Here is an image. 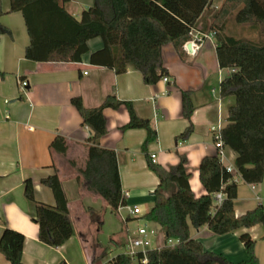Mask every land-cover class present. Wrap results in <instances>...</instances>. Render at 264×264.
I'll return each instance as SVG.
<instances>
[{
    "label": "crops",
    "instance_id": "1",
    "mask_svg": "<svg viewBox=\"0 0 264 264\" xmlns=\"http://www.w3.org/2000/svg\"><path fill=\"white\" fill-rule=\"evenodd\" d=\"M222 1L212 0L210 10H217ZM92 2L71 0L64 7L78 19ZM1 8L4 14L0 24L10 35L0 37V73L3 74L0 76V235L8 228L24 237L23 264H91L104 249L105 256L98 264H107L123 253L128 237L136 231L128 226L135 217H128L123 226H117L106 202L86 189L82 177L70 164L73 161L79 167L83 165L85 145L91 135L81 125V117L71 105V99L79 97L85 108H95L114 94L119 101L130 102L135 114L149 120L155 129L157 140L144 153L141 145L145 131L121 130L129 120L124 106L102 112L107 132L98 145L115 153L122 195L127 194L125 207L137 208L138 217H144L153 205L152 193L158 184L156 176L147 168L151 154L155 157L153 163L164 169L176 165L179 156L185 157L192 194L196 198L205 194L198 167L203 157L216 153L211 128L219 125L221 129L227 123L228 108L234 99L220 97L219 84L233 73L232 69L218 66L214 43H204L194 56L185 53V61L180 60L172 44H166L161 48V60L169 73V82L160 80L150 86L144 84L141 74L131 64L122 74L90 64V55L102 49L103 44L99 37L86 33L80 35V41L87 45L88 52L81 56L80 62L73 60L74 46L52 42L47 60L32 62L24 58L29 39L21 14L8 13L9 0H1ZM209 17H206L207 25ZM20 80L27 83L24 91H20ZM181 91L191 93L194 108L190 118L193 132L185 141L176 140L188 126L182 116ZM56 136L66 142V157L49 148ZM223 152L222 165L234 167L235 153L227 147ZM54 174L66 196L68 218L74 230L73 236L59 248L38 240V226L31 221L35 205L25 198L23 188L24 181L30 180L34 200L54 206L51 190L41 184L43 178ZM258 205L264 212V176L258 185H247L239 179L233 202L235 216ZM126 213L121 211L122 216ZM97 224H100L99 230ZM158 231V235L152 236L154 247L164 245L163 232L160 228ZM104 232L111 244L100 239ZM242 233L254 240V254L259 264H264L261 225L221 236L211 233L206 226L190 229V237L199 241L204 251L222 254L233 264L247 259L239 240ZM0 264L10 263L0 254Z\"/></svg>",
    "mask_w": 264,
    "mask_h": 264
},
{
    "label": "trees",
    "instance_id": "2",
    "mask_svg": "<svg viewBox=\"0 0 264 264\" xmlns=\"http://www.w3.org/2000/svg\"><path fill=\"white\" fill-rule=\"evenodd\" d=\"M71 0H9L8 13H20L29 39L25 48L26 60L41 63L48 57L50 42L74 46L73 60L80 62L88 47L80 41V35H95L102 41V49L90 55V64L126 72L131 64L138 71L144 84L155 85L169 76L161 60V48L172 44L180 60L185 61L183 43L191 28L214 33V45L218 66L234 70L219 84L220 97H232L228 108L227 123L221 128L223 147L235 153L234 168L241 181L258 185L264 176V0H223L217 10H210L212 0H93L76 19L64 7ZM4 14L1 8L0 17ZM210 16L209 24L206 17ZM203 17V18H202ZM201 21H204L203 25ZM242 28V29H241ZM240 30V37L236 34ZM10 31L0 24V37ZM0 76H3L0 73ZM190 92L181 91L182 116L188 122L185 130L176 137L185 141L193 132L190 121L194 111ZM19 99H22L20 97ZM71 105L81 117V125L91 132L85 145L82 166L73 161L86 189L101 197L118 215L117 209L125 206L114 151L98 145L106 134L103 110L124 106L128 123L122 131L142 129L146 136L141 145L147 152L149 144L157 140L155 129L147 119L139 118L130 102L119 101L108 95L95 108H85L79 97L71 99ZM49 148L66 157L67 145L63 137L56 136ZM186 159L179 156L176 165L164 169L150 158L147 168L156 176L158 184L153 190V205L144 215L148 222L159 226L163 232L164 246L146 252V263L141 254L133 262L123 254L113 257L107 264H233L222 254L203 250L202 244L190 237V229L206 226L221 236L256 225L264 228L262 206L236 217L233 202L237 195V183H228L232 175L220 163L217 153L205 156L198 167V178L205 194L194 197L185 169ZM41 184L53 194L55 205L48 206L34 200L30 180L23 183L25 198L34 203L31 221L38 226V240L52 248L61 247L74 234L68 218L67 200L58 177L54 174L43 178ZM224 194L219 207L212 210V196ZM98 230L100 224H97ZM168 240H176L167 247ZM247 259L237 264H259L254 254L255 242L247 233L239 236ZM24 237L8 228L0 235V254L10 264L21 261ZM111 240L109 243L111 244ZM105 249L91 264L104 258Z\"/></svg>",
    "mask_w": 264,
    "mask_h": 264
},
{
    "label": "built area",
    "instance_id": "3",
    "mask_svg": "<svg viewBox=\"0 0 264 264\" xmlns=\"http://www.w3.org/2000/svg\"><path fill=\"white\" fill-rule=\"evenodd\" d=\"M210 42L214 43V33L213 32H202L198 29L191 28L188 33V39L183 43L182 49L183 51L188 54L189 56H194L196 53L201 49L204 43ZM231 72H234V70H231ZM161 81L164 83L169 82V78L167 76H164L161 78ZM27 86V83L25 81H19V88L20 91H24L25 87ZM220 127L219 125L216 127L211 128V132L213 133L214 138V145L216 148V153L218 155V158L220 160V163L222 164V161L224 159V147L221 140V134H220ZM154 155H150V159L153 162L154 161ZM225 170L227 173L231 174L232 177L228 181V183H237L240 179L239 174L236 172L234 167H225ZM127 196V194L123 195V198ZM224 194L220 191L215 193L212 196V209H216L219 207L224 199ZM126 210V215L122 216L121 211ZM118 215L122 218L123 221H125L128 217H138L139 210L137 208L130 209L129 207L120 206L117 209ZM178 241L176 240H168L166 242L167 247H173L176 245ZM151 240L148 235V232L146 231L145 227L137 228L133 235L128 237L127 242L125 243L123 247V255L130 258L133 262H136L138 260V255L141 254V263H146V252L153 249H159L160 247H150Z\"/></svg>",
    "mask_w": 264,
    "mask_h": 264
},
{
    "label": "rangeland",
    "instance_id": "4",
    "mask_svg": "<svg viewBox=\"0 0 264 264\" xmlns=\"http://www.w3.org/2000/svg\"><path fill=\"white\" fill-rule=\"evenodd\" d=\"M242 29V28H241ZM237 36H241V35H244V33H241L240 30H238V33L236 34ZM243 193L246 194L247 192L245 190H243ZM248 194H250L248 192ZM114 215V214H113ZM114 218L116 220V223H117V226L118 224L123 226V223L124 221L123 220H120V216L119 215H114ZM122 219V218H121ZM130 224L128 225L129 228H140V227H145L146 228V231L148 232V235L150 236V239L153 240V243L150 247H154V242H155V239H152V236H155V235H158V230H159V227L154 224V223H151V222H148L144 219L143 215H140L139 217H136L135 219L129 221ZM107 232V231H106ZM106 232H104V234L102 236H100V239L104 242H106L105 240H108V239H105L106 237ZM109 238V237H108ZM108 243H109V240H108Z\"/></svg>",
    "mask_w": 264,
    "mask_h": 264
}]
</instances>
